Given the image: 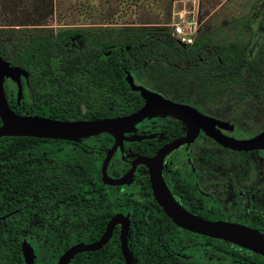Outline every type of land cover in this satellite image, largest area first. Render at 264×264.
<instances>
[{
  "label": "trees",
  "instance_id": "1",
  "mask_svg": "<svg viewBox=\"0 0 264 264\" xmlns=\"http://www.w3.org/2000/svg\"><path fill=\"white\" fill-rule=\"evenodd\" d=\"M242 28L264 33V0L244 17ZM250 45V39L220 45L198 37L181 47L166 31H62L0 45V56L27 74L20 80L18 103L16 86L8 79L2 92L9 109L19 115L101 119L127 115L142 105L143 99L130 90L125 76L146 73L163 98L182 97L176 102L202 108L207 99L222 96L234 85L239 95L248 94L252 84L260 91ZM186 90L191 93L184 97ZM111 144L106 133L79 142L0 137V248L8 259L0 264H24L23 238L33 250V264H55L69 246L96 241L115 212L127 213L130 219L126 243L134 264H211V259L193 255L186 242L172 248L169 239L177 232L201 238L203 246L210 247L214 264H264L263 257L234 244L175 227L152 199L146 174H136L128 187L102 184L100 163ZM159 144L123 142L122 149L127 157L151 156ZM60 192L44 216L51 226L26 228L31 216L43 212V201ZM68 206L76 212V228L57 238L58 216ZM190 213L208 221L220 219L215 209ZM68 264H123L118 229L100 249L78 253Z\"/></svg>",
  "mask_w": 264,
  "mask_h": 264
},
{
  "label": "rangeland",
  "instance_id": "2",
  "mask_svg": "<svg viewBox=\"0 0 264 264\" xmlns=\"http://www.w3.org/2000/svg\"><path fill=\"white\" fill-rule=\"evenodd\" d=\"M262 4L263 0H0V45L8 47L19 40L54 36L62 31H166L173 39L172 28L175 26L188 33L191 41L207 37L214 44L224 45L229 42L241 44L250 39L249 55L256 62L254 74L255 81L261 84L260 91H255L252 84L253 89H249L248 94L239 95L238 86L234 85L222 96L207 99L202 108L194 105L199 111L229 123L232 131H238L237 138H247L264 128V33H248L242 28V22ZM132 79L135 84L156 92L148 74L139 73ZM188 93L191 90H186L184 97ZM170 99L176 101L182 97ZM159 114L184 122L173 113L160 112L149 117ZM193 147L196 151L201 149L194 158L202 166V178L211 182H219L224 177L236 180L239 174L254 173V154L227 152L204 138L197 139ZM180 151L172 152L167 158H176ZM137 166V174H143L142 165ZM119 168L123 167L117 157L112 161L109 175H116ZM60 194L46 198L42 214L31 216L26 228L35 227L38 217L48 215ZM220 198L216 196V199ZM217 201L223 209L220 200ZM75 213L68 206L58 216L54 234L57 238L74 232ZM169 242L172 248L177 247L178 242H186L192 245L193 255L216 263L210 247L203 246L204 241L199 237L177 232ZM0 261L8 262L2 248Z\"/></svg>",
  "mask_w": 264,
  "mask_h": 264
},
{
  "label": "water",
  "instance_id": "3",
  "mask_svg": "<svg viewBox=\"0 0 264 264\" xmlns=\"http://www.w3.org/2000/svg\"><path fill=\"white\" fill-rule=\"evenodd\" d=\"M20 77L26 78V72L17 66H11L0 56V137L19 136L79 142L81 139L106 133L112 138V144L105 151L101 161L100 180L102 184L108 186L126 184L134 168L140 164L146 169L152 199L174 226L196 235L229 242L264 258L263 234L239 223L223 220L208 221L189 213L175 202L161 176L164 157L174 149L190 143L199 131L221 147L240 152L262 149L264 128L247 139H236L222 134L221 131L226 133L232 131L229 123L203 114L190 105L163 98L160 94L135 84L129 74L125 76L126 84L144 101L138 109L127 115L93 120H58L40 116H23L9 109L2 92L4 80H10L16 86V102L18 103L21 98ZM160 112L173 113L181 117L187 126L186 133L163 144L151 156H133L129 169L120 177L115 179L107 177L105 169L108 161L116 149H122V142H139L153 137V135L134 134L135 125ZM115 225L119 226L118 245L123 264H134L126 243L129 228L128 216L120 213L109 218L96 241L78 242L69 246L58 256L55 264H68L78 253L100 249L109 240ZM20 253L24 264H33V250L26 238L21 240Z\"/></svg>",
  "mask_w": 264,
  "mask_h": 264
},
{
  "label": "flooded vegetation",
  "instance_id": "4",
  "mask_svg": "<svg viewBox=\"0 0 264 264\" xmlns=\"http://www.w3.org/2000/svg\"><path fill=\"white\" fill-rule=\"evenodd\" d=\"M21 79H23V77H20V80ZM9 82L15 86V84L10 80ZM186 131L187 126L185 122L182 123L181 121H178L173 117L162 116L161 114H159L158 116L145 118L140 123L136 124L134 134L153 135L152 138L143 139L139 142L145 140L156 141L158 144L160 143L156 148L158 149L160 146L169 142L170 140L183 136ZM234 131L235 130L229 133L221 131V133L236 139H247L252 137L250 136L247 138H242V136H240V138H237V135L234 134ZM230 133H232V135H229ZM199 138H204L208 140V142L227 152L254 154L252 159L254 160V173L250 174L248 172H245L239 174L236 176V180H228V178L224 177V180H219V182H211L210 180H207V178H202V175L200 173V169L202 168V166L194 158L195 156L199 155L201 149L199 150L198 148L199 151H196L193 147L194 142ZM177 150L181 151L177 154L176 158H167L172 152ZM117 157L118 160L122 163L123 168H119L116 175L110 176L109 174L111 171L112 161H114V159ZM131 159L132 157H127V154H125L123 149H116L106 166V176L111 179H115L123 175L129 169ZM137 167L138 166L134 168L133 174L126 184L122 186H105L111 187L112 189L115 187L130 186L131 184H133V178L137 174ZM142 170L144 171L143 174H146V169L144 166H142ZM161 176L167 190L169 191L175 202H177L179 206H181L189 213L190 211H199L200 209L209 211L215 209L216 213L220 216V219L217 220L239 223L248 228L257 230L264 235V147L262 149L251 151H232L221 147L211 138L206 136L202 131H199L197 136L190 143L184 144L174 149L164 157L161 166ZM217 195L222 198L216 199ZM217 200H220L222 206L224 208L226 207V210L218 206ZM116 213L119 212H115L113 213V215ZM39 214H42V212L36 213V215ZM123 215L128 216L127 213H124ZM44 216L45 215L38 217V221L35 227L51 226V223H46L43 221L45 218ZM111 216L109 218H111ZM231 216H233L234 218H231ZM128 221L130 224L129 217ZM114 228H117L119 230L118 225H115Z\"/></svg>",
  "mask_w": 264,
  "mask_h": 264
},
{
  "label": "built area",
  "instance_id": "5",
  "mask_svg": "<svg viewBox=\"0 0 264 264\" xmlns=\"http://www.w3.org/2000/svg\"><path fill=\"white\" fill-rule=\"evenodd\" d=\"M172 34L174 36L173 40L181 47L189 45L192 42L188 33L181 31V28L178 26L172 28Z\"/></svg>",
  "mask_w": 264,
  "mask_h": 264
}]
</instances>
